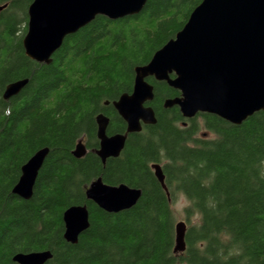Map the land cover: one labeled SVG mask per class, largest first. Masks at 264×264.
I'll use <instances>...</instances> for the list:
<instances>
[{
  "label": "trees",
  "instance_id": "1",
  "mask_svg": "<svg viewBox=\"0 0 264 264\" xmlns=\"http://www.w3.org/2000/svg\"><path fill=\"white\" fill-rule=\"evenodd\" d=\"M32 1L0 0V264L44 250L52 252L45 264H264V110L239 125L200 113L183 126L188 119L179 108L163 106L180 91L149 77L156 124L130 133L120 156L106 163L93 151L97 115L109 117V135L126 131L113 101L132 93L135 68L202 0H148L140 13L115 21L99 15L67 36L50 64L32 60L23 47ZM21 79L26 86L5 99L6 86ZM198 118L213 138L197 137ZM80 139L89 151L76 158ZM46 147L33 195L24 200L13 192L21 168ZM154 163L163 167L170 197ZM98 177L139 188L141 196L129 209L107 212L86 194ZM178 193L188 201V225L186 250L176 254ZM75 204L87 205L90 226L71 244L63 213Z\"/></svg>",
  "mask_w": 264,
  "mask_h": 264
},
{
  "label": "water",
  "instance_id": "2",
  "mask_svg": "<svg viewBox=\"0 0 264 264\" xmlns=\"http://www.w3.org/2000/svg\"><path fill=\"white\" fill-rule=\"evenodd\" d=\"M147 2L33 0L28 7L23 37L25 53L32 60L50 64L64 39L97 16L119 20L140 13ZM5 6H0V12ZM149 77L180 91L179 97L167 98L164 107L177 106L185 118L210 113L238 125L264 110V0H202L183 28L147 64L135 68L132 93H124L113 101V107L127 123L126 132L109 135V118L102 113L97 115L99 147L94 152L102 162L120 156L128 134L140 132L143 124H156L155 111L147 105L155 97ZM27 83V79H21L9 84L4 98L19 94ZM87 152L86 144L79 140L72 155L80 158ZM48 153V147L39 150L22 166L20 179L13 188L17 196L24 200L32 197ZM152 169L170 197L162 165L154 163ZM86 194L103 210L119 212L137 203L141 189L125 183L110 185L98 178L89 185ZM89 216L86 205H74L64 212V238L68 242L77 243L90 226ZM186 231L185 221L175 224L176 254L186 250ZM51 257V252L44 250L18 253L13 260L18 264H45Z\"/></svg>",
  "mask_w": 264,
  "mask_h": 264
},
{
  "label": "rangeland",
  "instance_id": "3",
  "mask_svg": "<svg viewBox=\"0 0 264 264\" xmlns=\"http://www.w3.org/2000/svg\"><path fill=\"white\" fill-rule=\"evenodd\" d=\"M198 122H199L200 130H199V133L197 134V137H199V138H206V139L213 138L214 135L211 134L210 132L206 131V129H205L204 125H203V121H202L201 118H198ZM177 200H178V196L176 195L175 202L173 204V209H174V212H175V215H176V218H177V222L178 221H181V220L186 222L185 212H184V208L185 207H182L180 209H177V207H176ZM186 224H187V222H186Z\"/></svg>",
  "mask_w": 264,
  "mask_h": 264
},
{
  "label": "clouds",
  "instance_id": "4",
  "mask_svg": "<svg viewBox=\"0 0 264 264\" xmlns=\"http://www.w3.org/2000/svg\"><path fill=\"white\" fill-rule=\"evenodd\" d=\"M177 196H178V200H177V203H176V207H177V209H180V208H182V207L187 206L188 201H187L186 197L184 196V194H183V193H178ZM228 239H229V237L226 236V235L223 237V240H224L225 242H226Z\"/></svg>",
  "mask_w": 264,
  "mask_h": 264
},
{
  "label": "flooded vegetation",
  "instance_id": "5",
  "mask_svg": "<svg viewBox=\"0 0 264 264\" xmlns=\"http://www.w3.org/2000/svg\"><path fill=\"white\" fill-rule=\"evenodd\" d=\"M172 76H174V75H172ZM153 78H154V77H153ZM180 95H181V93H180ZM165 100H166V99H165ZM165 100H164V102H165ZM147 105L151 106V105H150V102H148ZM163 105H164V104H163ZM153 109H154V108H153ZM154 111H155V110H154ZM101 113H102V112H101ZM103 114H104V113H103ZM104 115H105V114H104ZM106 116H107V115H106ZM198 116H199V114L196 115L195 117H198ZM107 117H108V116H107ZM121 118H122V117H121ZM193 118H194V117H193ZM122 119H123V118H122ZM186 119H188V121H183V122H182L183 126H186V125L190 124V122H191L190 119H192V118H186ZM109 120H110V119H109ZM124 122H125V121H124ZM125 124H126V129H127V123L125 122ZM144 125H152V124H143V125H142V129H143V126H144ZM97 127H98V125H97ZM125 132H126V131H125ZM125 132H124V133H125ZM112 135H113V134H112ZM128 135H129V134H128ZM97 138H98V136H97ZM82 140H83V139H82ZM98 140H99V139H98ZM83 141H84V140H83ZM84 143H85V142H84ZM85 144H86V143H85ZM98 147H99V146H98ZM98 147L95 148V150L98 149ZM87 148H88V147H87ZM88 151H89V149H88ZM93 151H94V149H93Z\"/></svg>",
  "mask_w": 264,
  "mask_h": 264
},
{
  "label": "bare ground",
  "instance_id": "6",
  "mask_svg": "<svg viewBox=\"0 0 264 264\" xmlns=\"http://www.w3.org/2000/svg\"><path fill=\"white\" fill-rule=\"evenodd\" d=\"M16 81H18V80H16ZM16 81H13V82H16ZM13 82H11V83H13ZM11 83H9V84H11ZM9 84H8V85H9ZM8 85H7V86H8ZM7 86H6V87H7ZM5 89H6V88H5ZM4 92H5V90H4ZM123 94H124V93H123ZM114 101H115V100H114ZM163 106H164V105H163ZM152 108H153V107H152ZM164 108H165V107H164ZM102 114H103V113H102ZM96 118H97V117H96ZM108 118H109V117H108ZM238 125H239V124H238ZM97 136H98V129H97ZM127 137H128V136H127ZM80 140H82V139H80ZM86 147H87V146H86ZM74 149H75V148H74ZM103 163H106V162H103ZM21 171H22V170H21ZM21 174H22V173H21ZM98 178H101V177H98ZM98 178H97V179H98ZM19 179H20V178H19ZM95 180H96V179H95ZM92 182H93V181H92ZM92 182H91V183H92ZM75 205H81V204H75ZM84 205H86V204H84ZM71 206H74V205H71ZM71 206H69V207H71ZM86 206H87V205H86ZM69 207H68V208H69ZM68 208H67V209H68ZM87 208H88V207H87ZM67 209H66V210H67ZM66 210H65V211H66ZM65 211H64V212H65ZM63 214H64V213H63ZM64 232H65V231H64ZM185 238H186V236H185ZM78 240H79V237H78ZM66 241H67V240H66ZM77 242H78V241H77ZM45 251H46V250H45ZM47 251H50V250H47ZM33 252H35V251H33ZM50 252H51V251H50ZM19 253H29V252H19ZM17 254H18V253H17ZM51 254H52V252H51ZM15 255H16V254H15ZM15 255H14V256H15ZM50 259H51V258H50Z\"/></svg>",
  "mask_w": 264,
  "mask_h": 264
}]
</instances>
